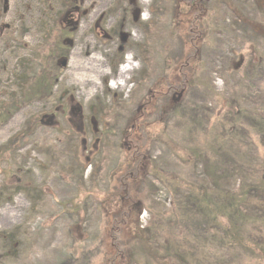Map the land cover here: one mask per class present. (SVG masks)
<instances>
[{
    "label": "rangeland",
    "instance_id": "1",
    "mask_svg": "<svg viewBox=\"0 0 264 264\" xmlns=\"http://www.w3.org/2000/svg\"><path fill=\"white\" fill-rule=\"evenodd\" d=\"M240 15L259 31L264 0H0V264L217 261L174 252L181 203L142 167L211 189L214 169L228 194L260 181L235 172L264 163V136L230 124L264 118V39ZM214 127L234 141L212 159Z\"/></svg>",
    "mask_w": 264,
    "mask_h": 264
},
{
    "label": "trees",
    "instance_id": "2",
    "mask_svg": "<svg viewBox=\"0 0 264 264\" xmlns=\"http://www.w3.org/2000/svg\"><path fill=\"white\" fill-rule=\"evenodd\" d=\"M240 18L264 39V26L258 31L257 27L260 26L259 24L250 23L242 15H240ZM14 111L15 108L11 107V112ZM6 118L7 116H3L0 121L6 120ZM243 119L248 122V125L255 132L257 131L259 135L264 136L263 117L261 118L251 113H237L231 119L230 124L234 126L241 125ZM207 138H210L208 146L210 157L208 158L212 159L219 157V155L221 156L223 150L225 151L223 154H226L224 147L226 146L229 150L234 141V136L228 137L224 133H218L215 127L211 131L210 137ZM236 156L239 157L238 154ZM145 161L142 167V174L153 176L159 180L166 186L171 195L179 198L181 203L176 215V218H178L177 226L183 227L184 232H188V234L187 238L179 239L177 242L171 241V243L174 242L172 244L174 245L173 250L175 253L179 254L181 250L187 252L185 248L187 245L193 251L197 248L196 245L202 242L209 247L210 251H215L213 252V258L217 259V261L212 264H222L218 262V259L221 260V249L228 251L232 256L231 259H236V261H239L241 257H247L246 264H254L255 259H264V163L257 168L253 166V170H251L252 166L245 167L242 165V168H236L235 172L238 170V172L243 173L242 176L250 175L253 177L252 174L256 175L259 172L261 173V179L253 184H245L234 194H228L222 191L221 184L215 177L214 169H211L212 173H208L209 179L213 183L212 186H214V189H211L203 184L197 185L186 181L179 183L181 177L164 173L156 162L148 157H145ZM120 173L123 174L125 172L121 169ZM227 174L225 172V175ZM227 176L229 177V175ZM171 178H173V181H170ZM114 190H116V194H112V197H115L113 200H118V185ZM180 197H183V201L180 200ZM129 229L131 233L129 235L134 241L145 244L149 250L152 249L151 245L154 246L152 243L155 230L153 227L146 229H132L130 227ZM193 252L199 259L195 260L193 264H210V261L201 259L202 254L205 252V247L201 252H199V249ZM160 253L158 249H152L151 251L155 259ZM174 257L172 256L171 259ZM235 264H240V262H235Z\"/></svg>",
    "mask_w": 264,
    "mask_h": 264
},
{
    "label": "bare ground",
    "instance_id": "3",
    "mask_svg": "<svg viewBox=\"0 0 264 264\" xmlns=\"http://www.w3.org/2000/svg\"><path fill=\"white\" fill-rule=\"evenodd\" d=\"M142 1L145 2V0H142ZM127 62H128L129 65L131 64V62L129 60ZM130 70H131V68H125V69L121 70V75H124V74L128 73ZM118 87L119 88H122L123 85L122 84H119Z\"/></svg>",
    "mask_w": 264,
    "mask_h": 264
}]
</instances>
